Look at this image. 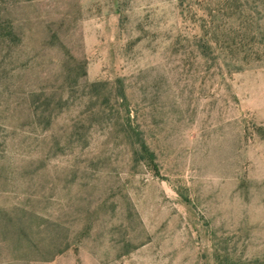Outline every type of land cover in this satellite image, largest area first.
Instances as JSON below:
<instances>
[{"label": "rangeland", "instance_id": "374dc122", "mask_svg": "<svg viewBox=\"0 0 264 264\" xmlns=\"http://www.w3.org/2000/svg\"><path fill=\"white\" fill-rule=\"evenodd\" d=\"M0 264H264V0H0Z\"/></svg>", "mask_w": 264, "mask_h": 264}, {"label": "trees", "instance_id": "16d2710c", "mask_svg": "<svg viewBox=\"0 0 264 264\" xmlns=\"http://www.w3.org/2000/svg\"><path fill=\"white\" fill-rule=\"evenodd\" d=\"M8 34H13V33H12V31H11V29H10V30H8Z\"/></svg>", "mask_w": 264, "mask_h": 264}]
</instances>
